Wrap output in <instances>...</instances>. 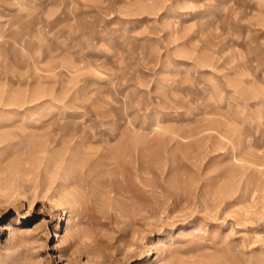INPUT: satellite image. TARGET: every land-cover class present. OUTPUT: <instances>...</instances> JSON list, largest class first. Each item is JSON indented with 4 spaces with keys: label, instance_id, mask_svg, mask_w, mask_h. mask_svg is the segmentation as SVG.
<instances>
[{
    "label": "rangeland",
    "instance_id": "374dc122",
    "mask_svg": "<svg viewBox=\"0 0 264 264\" xmlns=\"http://www.w3.org/2000/svg\"><path fill=\"white\" fill-rule=\"evenodd\" d=\"M0 264H264V0H0Z\"/></svg>",
    "mask_w": 264,
    "mask_h": 264
}]
</instances>
